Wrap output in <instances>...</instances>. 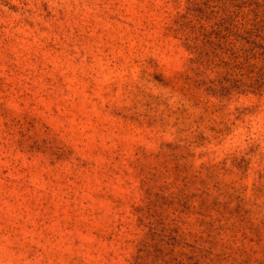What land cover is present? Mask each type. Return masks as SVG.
Instances as JSON below:
<instances>
[{
  "label": "rangeland",
  "instance_id": "374dc122",
  "mask_svg": "<svg viewBox=\"0 0 264 264\" xmlns=\"http://www.w3.org/2000/svg\"><path fill=\"white\" fill-rule=\"evenodd\" d=\"M0 264H264V0H0Z\"/></svg>",
  "mask_w": 264,
  "mask_h": 264
}]
</instances>
